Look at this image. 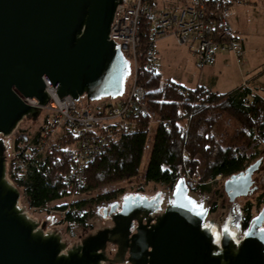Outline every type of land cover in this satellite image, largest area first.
Returning <instances> with one entry per match:
<instances>
[{
    "label": "water",
    "instance_id": "obj_1",
    "mask_svg": "<svg viewBox=\"0 0 264 264\" xmlns=\"http://www.w3.org/2000/svg\"><path fill=\"white\" fill-rule=\"evenodd\" d=\"M120 3L0 0V264H112L121 261L127 249L130 264H264V229H259L263 214L253 219L240 240L238 230L229 227L219 236L212 220L203 223L206 212L200 213L186 197L183 180L162 214L150 216L158 208V196L129 194L119 211L117 204L111 206V227L87 234L72 247L60 232L47 230L49 219L37 221L19 204L21 192L7 177L3 138L21 120L39 117L40 106L49 98L44 82L59 98L85 96L92 101L123 92L127 61L109 39ZM23 98L36 99L38 106ZM255 168L256 164L249 166L240 177L231 175L225 190L246 195ZM133 220L138 222L134 233ZM108 243L117 246L114 259L106 256Z\"/></svg>",
    "mask_w": 264,
    "mask_h": 264
},
{
    "label": "trees",
    "instance_id": "obj_2",
    "mask_svg": "<svg viewBox=\"0 0 264 264\" xmlns=\"http://www.w3.org/2000/svg\"><path fill=\"white\" fill-rule=\"evenodd\" d=\"M151 24V19H142L138 24L141 53L149 39ZM139 59L142 61V56ZM137 83L144 90L140 104L143 111L130 113L128 119L134 123L130 129L118 125L112 128L108 148L84 169L86 182L80 193L136 177L153 123V143L144 171L146 183L172 185L169 183L185 172L199 179L225 176L241 169L259 154L264 144V97L252 94L249 88L239 87L227 93L204 86L184 88L163 79L159 72L141 68ZM110 105L104 104L102 108ZM163 121L168 123L167 128ZM231 121L238 130L225 142L219 129L230 125ZM41 131L42 127L28 145L39 140ZM71 139V136L60 139V148L47 147L43 156L29 158L24 157L29 147L19 145L20 140H16V154L7 166V176L20 190L27 206L44 209L65 197L62 176L70 168L66 151L73 142ZM183 151L188 153V159H183ZM202 163L203 171H197ZM118 193L101 192L98 200L113 199ZM86 203V200H76L70 204L63 221L68 225H83L89 217L82 212ZM66 205L56 206V209L65 210Z\"/></svg>",
    "mask_w": 264,
    "mask_h": 264
},
{
    "label": "built area",
    "instance_id": "obj_3",
    "mask_svg": "<svg viewBox=\"0 0 264 264\" xmlns=\"http://www.w3.org/2000/svg\"><path fill=\"white\" fill-rule=\"evenodd\" d=\"M121 1L113 15L109 39L115 42L127 65L131 62L133 78L128 95L109 107L94 111L81 98L75 100L69 95L59 98L56 90L44 82L49 98L40 107L48 114L42 124L39 140L29 145L24 157L41 155L48 146L47 140L59 129L65 136H71L73 142L66 151L70 168L62 176L65 197L81 192L86 182L84 169L108 148L112 128L118 125L130 129L134 124L128 119L130 113L143 111L140 104L144 99V90L137 83L138 71L140 68L151 72L156 70L155 44L159 37L173 36L177 44L187 46L198 62L204 65L214 64L220 48L231 52L239 63L245 54L229 24V8L224 0H182L181 5L164 8L156 15L152 0ZM142 19H151L152 24L146 47L141 53V37L137 27ZM23 100L38 106L34 98ZM163 125L168 127L166 121H163ZM49 147L57 149L61 144L53 141ZM182 156L183 159L189 158L186 151H183ZM187 176L190 182L197 181V177Z\"/></svg>",
    "mask_w": 264,
    "mask_h": 264
},
{
    "label": "rangeland",
    "instance_id": "obj_4",
    "mask_svg": "<svg viewBox=\"0 0 264 264\" xmlns=\"http://www.w3.org/2000/svg\"><path fill=\"white\" fill-rule=\"evenodd\" d=\"M242 24L244 28L248 31L253 30L255 32L258 33L260 32L264 34V13L259 10L251 11L246 16V19L242 22ZM163 42L165 43V45L169 44L170 50L175 48L174 46L172 47V40L170 37H165L163 39ZM159 43L160 41L156 42L155 44V49L157 50L159 48ZM245 45L246 48L249 49L248 51L249 54H246V50L242 45L245 50V54L242 61L245 60V57L246 60L248 61L249 56L252 57V60L249 63L250 72H248L246 68L243 67L242 63L238 62V64L240 65V66L238 65L239 68L245 73L244 77L242 78L241 87L249 88L252 94H257L261 97H264V39L261 38L258 42H252V45L250 44V42H246ZM163 57L165 58L164 59L160 58L159 54H157L156 51V58H159V61H156L157 68L158 71L162 74L163 78H168V75H170L171 79L174 80L175 82L182 81L183 79H185V81L187 80L188 82H190L199 77L201 66L196 63L194 54L193 55L185 54L186 58L181 59L179 61L180 63L177 62L175 67H172L173 65L166 66L167 58L166 56ZM253 68L254 70H251ZM226 72L233 80H236V78H240L239 73L235 66L229 67ZM246 75L247 78L245 77ZM132 78H133V68L131 62H128L127 74L124 77L123 92L120 95L114 98L101 97L89 102H87L85 96H82L81 100L85 102L90 109L94 111L95 110L98 111L100 107L102 109V106L104 104L113 103L116 102L117 100L124 99L128 95L129 90L132 86ZM47 114H48L47 111L42 110L39 117L36 120H32L29 118L25 120H21L18 126L16 127V129L12 132V134L6 138H3V140H7V149H6V156L8 158L7 166L10 163V160H12V158L16 154L14 152L16 140H20L21 143L19 145H23L26 148H28L29 147L28 143L32 141V138L34 137L35 133L38 132V130L42 127V124ZM230 125H224L219 129V134L220 133L222 134L221 138L225 142L228 140L229 136L234 134L233 131L238 130V127H236L234 121H231ZM153 126L154 123L152 124L151 130L149 132L141 165L139 168V173L136 177L110 183L99 190H93L87 192L84 191L74 196L61 198L59 200L53 201L48 205V207H45L44 209L36 210L32 207L27 206L22 195L20 196L19 204L23 206L25 210L28 212V214L37 221L42 222L46 219H49L47 230H56L60 232L62 239L67 243L69 247H72L73 244L77 245V242L79 244L81 242V239L84 238L87 234L93 233L98 229L108 226L109 219L106 220L105 218H102L101 209L103 207L109 208V206L113 204L115 201H121L123 196L128 195L130 193L131 194L140 193L143 195L146 194L148 196H153L157 192L164 193L166 195H171L172 192H174L173 185H165L154 182L146 183L144 179V171L148 163V159L153 143V135H154ZM63 133L64 132L59 129L55 134H53L49 138V140H47V145H48L47 147H49L51 142L53 141L54 142L58 141L61 144L60 139L62 140L67 137ZM43 154L44 153H42V156ZM196 170L202 171L203 163L197 166ZM187 174L190 175L191 177H195V178L197 177V181L200 180L198 176L192 175L189 172H185L184 176H182L178 180L179 181L182 179L189 180ZM7 177L9 178V176ZM258 186L259 187L257 189V192L254 195H250L246 198H241L237 200V202L235 203L228 202L226 196L221 192L222 191L221 183L213 184V186H211V190L207 193H203L202 190L200 189L191 190L190 198L193 201H196L197 204H200L201 202L203 207L207 205L212 207L213 210L212 218L215 219L216 226L222 228L229 227V228L237 229L239 231L237 239L240 240L245 231L242 227L240 228L241 220L244 217L242 206L249 200L255 202L256 200L254 198L257 196V194L264 193V184H258ZM105 191H119V193L113 199L98 200L99 194ZM214 192L215 195H213ZM76 200L87 201L86 205L83 207L82 212H86L89 217L87 218V220L83 225L76 223L68 225L67 222L63 221V215L64 212L69 209L70 204H72ZM63 204H67L65 210L56 209L57 208L56 206H60ZM257 212H258V207L253 209V214Z\"/></svg>",
    "mask_w": 264,
    "mask_h": 264
},
{
    "label": "crops",
    "instance_id": "obj_5",
    "mask_svg": "<svg viewBox=\"0 0 264 264\" xmlns=\"http://www.w3.org/2000/svg\"><path fill=\"white\" fill-rule=\"evenodd\" d=\"M224 1L226 2L229 8L228 16H227L229 24L231 28L235 31L241 44L244 46L246 50V54H249L248 53L249 49L246 48L245 43L250 42V44L252 45V42H258L261 38L264 39V34L260 32L259 33L255 32L253 30L250 31L246 30L242 22L246 19V16L251 11L259 10L264 13V0H224ZM152 3L154 6V15H156L160 10L164 8L181 5L182 0H152ZM165 37L171 38L172 47L173 46L175 47L174 49L170 50L169 44L165 45V43L163 42V39ZM159 41H160L159 48L158 50L156 49V51L157 54H159L160 58L164 59L165 57L163 56H166L167 58L166 66L173 65L172 67H175L177 62L180 63L179 61L181 59L186 58L185 54L193 55L187 46L177 44L173 36L168 35V36L159 37L156 40V42ZM251 60L252 57L249 56L248 61L246 60L245 57V60L241 62L243 64V67L246 68L248 72H250L249 63ZM157 61H159V58H157ZM195 61L198 65L201 66L200 73L197 79L190 82H188L187 80L185 81V79H183L182 81L175 82L174 80L171 79L170 75H168V78H163L162 74L158 71L157 63H156L155 71L159 72L163 79L171 80L176 84L183 86L184 88H196L198 86H204L211 89L212 91L227 93L241 87L242 78L244 77L245 73L239 68L240 65L238 64V61L228 50L224 48L218 49L216 53L215 62L212 65L200 64L196 56H195ZM231 66L236 67L240 78H236V80L230 78V76L227 74L226 71ZM251 70H254V68ZM245 77L247 78V75ZM72 140L73 139H71V141Z\"/></svg>",
    "mask_w": 264,
    "mask_h": 264
},
{
    "label": "flooded vegetation",
    "instance_id": "obj_6",
    "mask_svg": "<svg viewBox=\"0 0 264 264\" xmlns=\"http://www.w3.org/2000/svg\"><path fill=\"white\" fill-rule=\"evenodd\" d=\"M252 147H253V145H252ZM259 149H260V152L254 159L249 161L241 169H239L235 172H232L228 175L224 176L222 174H219V175L215 176L214 178H201L196 183H192L189 180H183L182 179L184 181L185 187L187 188L186 197L190 200L191 204L193 206L199 208L200 213L206 212L203 223H206L209 220H212L216 226L215 219L212 218V215H213L212 207H210L208 205L203 207L201 202H200V204H197L196 201H193L190 198L191 190H199L200 189V190H202L203 193H207L211 190V186H213V184H220L221 183L222 184V191L221 192L226 196L229 203H235V202H237V200H239L241 198H246L250 195H254L257 192V189L259 187L258 184H264V169H263V166H264V144L262 146H260ZM253 164H256V168L251 174L250 183H249L250 186L248 188L246 195L235 196V193H233V191L228 192L225 190L226 181L230 178L231 175H237V177H240V173L241 172L245 173V170ZM220 180H221V182H220ZM178 182H179V180H176L173 183H169V184L173 185V187H174L173 191L175 190L176 184H178ZM147 183H149V182H147ZM132 194H140V193H132ZM172 194H173V192H172ZM172 194L166 195V194H161L158 192L153 196H148L146 194L145 195L140 194V195L145 196L148 199L156 198V196H158L157 197L158 208L150 213L151 217H156L157 215L162 214L164 212V210L166 209V207L172 202ZM213 195H215V192L213 193ZM125 196H127V195H125ZM254 199L256 200L255 202L249 200L242 206V210L244 212V217L241 220L240 228L242 227L245 231L250 227V225L253 222V219L256 218L261 213L263 214V222H262V225L259 227V229H264V206H263L264 205V193L257 194V196ZM121 202H122V199H121V201H115L113 204H111L109 206V208L103 209V211L105 210V213L103 212V218H105L106 220L109 219V224L106 227H111L113 225V221L111 220V217L109 216V211L111 209V206L114 204L115 205L117 204L115 207V211H119ZM256 207H258V212L253 214V209ZM146 222H147L146 219L143 218L142 223L146 224ZM153 222H154V219H152L150 221V223H153ZM137 226H138L137 220H133L132 221V227H131L132 233L135 232V228ZM216 228L218 229L219 236H220V231H221L222 227L216 226ZM245 231H244V233H245ZM116 251H117L116 245L110 244V243L107 244L105 252H106V256H108L109 259H114ZM128 257H129V250L127 249L123 258H121V261H119V262L115 261L112 264H130L128 261ZM115 258H120V257H115ZM102 264H110V263L105 261Z\"/></svg>",
    "mask_w": 264,
    "mask_h": 264
}]
</instances>
